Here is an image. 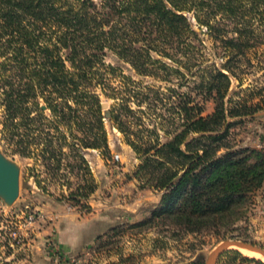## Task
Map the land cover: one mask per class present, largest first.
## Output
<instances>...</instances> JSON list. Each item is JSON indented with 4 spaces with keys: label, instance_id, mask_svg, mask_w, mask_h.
<instances>
[{
    "label": "trees",
    "instance_id": "1",
    "mask_svg": "<svg viewBox=\"0 0 264 264\" xmlns=\"http://www.w3.org/2000/svg\"><path fill=\"white\" fill-rule=\"evenodd\" d=\"M204 28L220 39L221 67L196 58ZM262 34L264 0H0L2 135L13 154L47 169L73 157L84 172L70 197L81 200L96 188L83 150L109 154L108 120L140 160L136 174L162 191L154 218L208 230L264 182V150L228 140L233 119L264 110V88L225 101L233 79L243 84L236 70L249 41ZM107 52L138 76L171 82L192 73L202 99L144 85L107 64ZM255 57L262 69L264 56ZM102 98L114 102L109 118ZM208 98L215 106L204 114ZM229 254L242 257L228 250L217 261Z\"/></svg>",
    "mask_w": 264,
    "mask_h": 264
},
{
    "label": "rangeland",
    "instance_id": "2",
    "mask_svg": "<svg viewBox=\"0 0 264 264\" xmlns=\"http://www.w3.org/2000/svg\"><path fill=\"white\" fill-rule=\"evenodd\" d=\"M98 3L99 0H94ZM198 30V29H197ZM196 58L206 64L221 67L225 62L220 39L214 31L198 30ZM232 37L235 34L227 33ZM250 40L246 58L236 72L243 73L242 86L233 79L225 101L236 99L245 88H264V65L259 69L256 55L264 56V34ZM258 42L259 45H257ZM107 64L118 66L134 80L166 91L169 86L179 93L197 95L199 82L194 75L173 77L171 82L155 77L138 76L128 63L107 52ZM201 61L198 63L200 64ZM197 67L192 69L196 72ZM181 83L182 85H178ZM264 93V91H263ZM241 92L239 96H245ZM108 110L114 102L102 98ZM158 111L165 113L157 103ZM215 102L208 98L204 114L213 111ZM48 114V112H47ZM3 107L0 101V151L20 170L19 194L12 204L0 198V262L14 264H205L212 250L227 240H240L264 248V207L262 186L249 193L244 201L227 214L218 217L208 230L190 233L173 225L170 220L154 218L162 191L145 185L146 179L136 174L140 160L124 142L120 133L108 121L109 154L98 150H83L96 188L87 199L76 200L71 192L81 182L83 168L73 157L61 161L57 170L47 169L45 161L13 154V145L2 135ZM232 122V118L228 119ZM229 129V144L264 150V110L253 116L236 118ZM68 150V149H67ZM37 181V183H36ZM31 217V219H29ZM117 228L116 231H112ZM102 240L98 241L100 235ZM254 258L264 263L260 256ZM233 258L229 254L216 264H258Z\"/></svg>",
    "mask_w": 264,
    "mask_h": 264
},
{
    "label": "water",
    "instance_id": "3",
    "mask_svg": "<svg viewBox=\"0 0 264 264\" xmlns=\"http://www.w3.org/2000/svg\"><path fill=\"white\" fill-rule=\"evenodd\" d=\"M103 109L107 108V103L101 104ZM105 117L109 118L108 110L105 112ZM19 167L11 160H9L0 151V198L6 204H12L19 194ZM246 248L253 252L259 253L264 257V248L253 245L248 242L240 240H227L216 246L209 254L205 264H216L219 256L232 248Z\"/></svg>",
    "mask_w": 264,
    "mask_h": 264
},
{
    "label": "bare ground",
    "instance_id": "4",
    "mask_svg": "<svg viewBox=\"0 0 264 264\" xmlns=\"http://www.w3.org/2000/svg\"><path fill=\"white\" fill-rule=\"evenodd\" d=\"M238 250L244 255H247V256H260V258L262 257L264 259V257L261 254L253 252V251L248 250L246 248H238Z\"/></svg>",
    "mask_w": 264,
    "mask_h": 264
},
{
    "label": "crops",
    "instance_id": "5",
    "mask_svg": "<svg viewBox=\"0 0 264 264\" xmlns=\"http://www.w3.org/2000/svg\"><path fill=\"white\" fill-rule=\"evenodd\" d=\"M261 195L264 197V186H263ZM262 206L264 207V201H262Z\"/></svg>",
    "mask_w": 264,
    "mask_h": 264
},
{
    "label": "built area",
    "instance_id": "6",
    "mask_svg": "<svg viewBox=\"0 0 264 264\" xmlns=\"http://www.w3.org/2000/svg\"><path fill=\"white\" fill-rule=\"evenodd\" d=\"M29 219H31V217H29Z\"/></svg>",
    "mask_w": 264,
    "mask_h": 264
}]
</instances>
